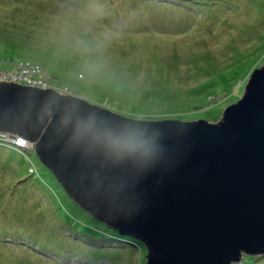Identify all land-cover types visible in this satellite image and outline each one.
<instances>
[{
	"label": "rangeland",
	"instance_id": "374dc122",
	"mask_svg": "<svg viewBox=\"0 0 264 264\" xmlns=\"http://www.w3.org/2000/svg\"><path fill=\"white\" fill-rule=\"evenodd\" d=\"M163 1L0 0V70L38 62L47 70L38 85L125 116L217 123L243 95L252 69L216 96L187 99L218 70L232 75L243 54L241 69L263 64L264 0H207L197 8ZM169 92L174 99L158 96ZM30 156L0 146V264L146 263L145 247L133 240L116 248L99 237H71L69 213L92 227L101 222L74 210L49 169ZM231 264H264V255L245 253Z\"/></svg>",
	"mask_w": 264,
	"mask_h": 264
},
{
	"label": "water",
	"instance_id": "95a60500",
	"mask_svg": "<svg viewBox=\"0 0 264 264\" xmlns=\"http://www.w3.org/2000/svg\"><path fill=\"white\" fill-rule=\"evenodd\" d=\"M0 132L31 141L65 193L136 238L145 264L264 253V63L222 119H139L74 93L0 81Z\"/></svg>",
	"mask_w": 264,
	"mask_h": 264
},
{
	"label": "trees",
	"instance_id": "16d2710c",
	"mask_svg": "<svg viewBox=\"0 0 264 264\" xmlns=\"http://www.w3.org/2000/svg\"><path fill=\"white\" fill-rule=\"evenodd\" d=\"M169 1H174L175 2V0H165V1H163V3L164 4H169ZM207 3H208L207 0H182V4H183L182 7L197 8L198 4H207ZM170 6H173V5H170ZM244 56H249V53L243 54L241 56L240 64L246 62L244 60ZM261 60H264V57ZM257 63H258L257 61H253L252 63H248V67L243 68V69H241L240 64L239 65L234 64L235 68H233L232 70L230 69V71H233L232 75L224 74L222 77H219V70H218L215 73V80L213 81L212 79H210V80L206 81V83H203L201 85V87H200L201 91H197V93H199L198 96L196 98H194V99L188 97L187 102L190 103L193 100H199L200 98H205L208 95H209V97L216 96L219 93V90H221L223 87H225V86L226 87H228V86L230 87L231 85H233V84H231L233 78L234 79H236L238 77H242L243 78V77H245L247 75V73L249 72L250 69L254 70L255 68H257V66H259V64H257ZM239 71H240V73H239ZM205 91H206V93L201 95V93L205 92ZM138 93H139V91H138ZM148 93L151 96L152 93L151 92H148ZM158 96L161 99H163L165 97L166 100L174 99L172 97V92H169L167 94V96H165L163 93H158ZM162 96H164V97H162ZM135 100H136V96H135ZM143 119H148V118H143ZM0 146H3L4 149H6L7 151L11 150V151H14L16 153H20V152L21 153H26L29 156H30V154L32 152V151L30 152V150L27 149V148L23 149V148L17 147L13 143H11L10 141L9 142L8 141H1L0 142ZM65 196H66V199L69 202V205L71 207L72 206L74 207V210L75 209H81L79 207V205H77V203H75L70 197H68L67 195H65ZM66 211L68 212L67 209H66ZM85 215H87L89 217V215L87 213H85ZM66 216H68L70 219H69V222L66 221L65 224H69L68 227L72 228L71 230L73 231L75 236H71V237H76V239L87 240L90 237L91 238L92 237H99V238H101V241H104V243L111 244L110 246H114L116 248L122 247V246H124L126 244L125 242H122V241H124L123 239L133 240L137 244H141V243H139L140 241H138L136 238L130 237V236H127V235H123V234L119 233V231L110 228L108 225L102 223L101 221H99V220H97V219H95L93 217H89V218H93L94 220H97L98 222H101L100 225H97L98 227H96V226L92 227L91 225L86 224L83 221H79V219L75 218L70 213H69V215H66ZM80 230H84V232L81 233ZM101 241L99 243H102ZM114 243H116V245H114ZM92 244H98V241H94ZM41 250H43L45 252H48L46 249H41ZM77 252L81 253V254H85L83 251H81V252L77 251ZM57 253H58V251H57ZM61 253H63V252H61ZM63 254H66V253H63ZM262 255H264V253H262ZM247 257L248 256H246V258Z\"/></svg>",
	"mask_w": 264,
	"mask_h": 264
},
{
	"label": "built area",
	"instance_id": "2783aa9c",
	"mask_svg": "<svg viewBox=\"0 0 264 264\" xmlns=\"http://www.w3.org/2000/svg\"><path fill=\"white\" fill-rule=\"evenodd\" d=\"M43 67L38 64H31L26 62L25 66H22L19 71L15 72H2L0 71V81H13L16 83L27 84L37 87H49L40 86L38 83L44 81L46 78V71ZM11 138L8 133L0 132V142L9 141Z\"/></svg>",
	"mask_w": 264,
	"mask_h": 264
},
{
	"label": "clouds",
	"instance_id": "9594fccd",
	"mask_svg": "<svg viewBox=\"0 0 264 264\" xmlns=\"http://www.w3.org/2000/svg\"><path fill=\"white\" fill-rule=\"evenodd\" d=\"M24 62H29V61H24ZM29 63H31L32 64V62L30 61ZM264 63V62H263ZM33 64H38V65H40L38 62L37 63H33ZM41 67H43L42 65H40ZM44 68V67H43ZM0 71H2V70H0ZM47 71V70H46ZM13 82V81H12ZM16 83V82H15ZM19 84H22V83H19ZM24 85H27V84H24ZM37 87V86H36ZM49 87H51V86H49ZM41 88H43V87H41ZM45 88H47V87H45ZM57 89V88H56ZM59 90V89H58ZM59 91H61V90H59ZM62 92V91H61ZM68 92V91H67ZM67 92H62V93H67ZM102 105V104H101ZM104 106V105H103ZM104 107H107V106H104ZM112 110V109H111ZM120 113V112H119ZM122 114V113H121ZM124 115V114H123ZM132 118H134V117H132ZM6 133V132H5ZM9 135V134H8ZM10 136V135H9ZM10 142L11 143H13L15 146H17V147H20V148H27V149H29L30 150V152L31 151H33V146L32 147H29V144H31V143H29V141L28 140H26L25 138H22V137H18V136H10ZM8 141V142H9ZM24 142L23 144H21L20 142ZM34 152V151H33ZM30 164L32 165V166H30L29 165V167H28V169H29V172H31V174L32 173H34V172H36V170H37V168H36V166L33 164V160L30 158ZM50 171V170H49ZM52 173V172H51ZM53 175V174H52ZM56 179V178H55ZM63 189V188H62ZM65 192V191H64ZM68 196V195H67ZM69 197V196H68ZM81 208V207H80ZM93 217V216H92ZM94 218V217H93ZM103 223V222H102ZM243 254H245V253H242L241 254V256L243 255ZM262 254V253H261ZM240 256V257H241ZM231 263H233V262H231ZM231 263H229V264H231Z\"/></svg>",
	"mask_w": 264,
	"mask_h": 264
},
{
	"label": "snow or ice",
	"instance_id": "6c2138e0",
	"mask_svg": "<svg viewBox=\"0 0 264 264\" xmlns=\"http://www.w3.org/2000/svg\"><path fill=\"white\" fill-rule=\"evenodd\" d=\"M20 143L23 144L24 142L21 141Z\"/></svg>",
	"mask_w": 264,
	"mask_h": 264
},
{
	"label": "bare ground",
	"instance_id": "6f19581e",
	"mask_svg": "<svg viewBox=\"0 0 264 264\" xmlns=\"http://www.w3.org/2000/svg\"><path fill=\"white\" fill-rule=\"evenodd\" d=\"M29 143H32L31 141H29Z\"/></svg>",
	"mask_w": 264,
	"mask_h": 264
}]
</instances>
